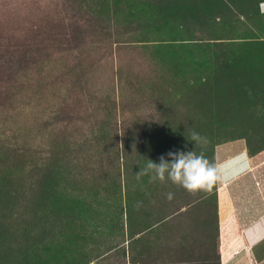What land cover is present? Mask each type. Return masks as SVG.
Wrapping results in <instances>:
<instances>
[{"label":"rangeland","instance_id":"rangeland-1","mask_svg":"<svg viewBox=\"0 0 264 264\" xmlns=\"http://www.w3.org/2000/svg\"><path fill=\"white\" fill-rule=\"evenodd\" d=\"M246 1L0 0L3 264L19 247L22 264H221V195L240 185L248 204L254 183L264 204V0ZM239 144L254 168L210 192L137 178L170 151L223 164Z\"/></svg>","mask_w":264,"mask_h":264},{"label":"crops","instance_id":"crops-1","mask_svg":"<svg viewBox=\"0 0 264 264\" xmlns=\"http://www.w3.org/2000/svg\"><path fill=\"white\" fill-rule=\"evenodd\" d=\"M238 146L239 149L229 157L230 159L240 157L237 162L238 169L229 176L231 180L238 177L240 179L249 173L250 168L253 169L255 166L253 157L258 154L252 157L244 144ZM253 180H255L254 175ZM245 192V188L239 185L228 193L226 191L228 197L221 195L218 210V235H221L220 244H222L220 245L221 264H264V204L260 199L261 191L258 185L252 183L250 203H239L237 198H241L240 196ZM231 235H236L237 238Z\"/></svg>","mask_w":264,"mask_h":264},{"label":"clouds","instance_id":"clouds-1","mask_svg":"<svg viewBox=\"0 0 264 264\" xmlns=\"http://www.w3.org/2000/svg\"><path fill=\"white\" fill-rule=\"evenodd\" d=\"M191 141H194L197 147L208 143L207 137L195 130L191 132ZM167 156L169 159L160 156L159 163L148 160L146 167L137 174V178L148 175L149 182L152 183L171 181L191 194L210 192L217 183L223 182L225 175L234 170L240 160V157H234L220 164L209 160L203 151L199 154L196 151H170ZM168 198H172L171 193Z\"/></svg>","mask_w":264,"mask_h":264},{"label":"trees","instance_id":"trees-1","mask_svg":"<svg viewBox=\"0 0 264 264\" xmlns=\"http://www.w3.org/2000/svg\"><path fill=\"white\" fill-rule=\"evenodd\" d=\"M223 1V0H222ZM244 1H246V0H244ZM254 1V0H253ZM256 1V0H255ZM232 2V1H231ZM247 2V1H246ZM169 3H171V1L169 2ZM248 3V2H247ZM231 5L232 6H234L233 5V3H231ZM261 57H264V51H263V54H262V56ZM248 144V146H249V148L251 147V144L248 142L247 143ZM249 150V149H248ZM125 162V161H124ZM125 164H126V162H125ZM115 168V167H114ZM42 173V174H41ZM41 173H39V178L38 179H36L35 181H33V182H31V186H35V187H32V190H33V192H35V191H38L39 192V194H42L41 193V191H43L44 190V187H46L47 188V186L45 185L44 186V184L43 183H40L39 181L40 180H42L43 179V177H44V174H46L43 170H41ZM68 174H69V177L71 178V179H73V180H75V181H77V179H78V177L79 176H82L81 174H83L82 172H80V171H78V170H76V171H69L68 172ZM50 174H48V176H49ZM59 180V179H58ZM82 184H81V186L79 187V190H84V189H88V188H92L93 186L91 185V183H90V181H88V180H81L80 181ZM102 183V179H101V182H100V184ZM57 184V183H56ZM99 184V185H100ZM52 185V184H51ZM98 185V186H99ZM56 186V185H55ZM55 190V187L50 191V193H52V192H55L54 191ZM16 193V192H15ZM53 197H55V195L53 194ZM15 198H17V196H15ZM58 203H64V202H61V201H59V199H55L54 200V205L53 206H50V204H51V201H49V206H48V211H49V208H51V211H49L50 213H49V215H51V217L53 216V213L55 212H58V213H56L57 214V220L58 219H62V222L61 223H63L64 225L66 224V218H64L63 216H65L66 215V213L67 212H65V213H63L62 211H60V213H59V209L58 208H56V206H57V204ZM43 206V209L45 210V208H47V206L46 205H42ZM69 216V215H68ZM50 217V218H51ZM54 217V216H53ZM5 219H4V217L2 216V214H0V232L1 233H3V237L2 238H0V243H1V245H0V258H1V256H2V258H7L4 254H3V252H5L6 251V249H8V247L10 246V245H7V242H6V237L7 236H5V231H6V225H5ZM55 218H52L51 219V222H53V227H62V225H60V224H58V223H56L55 224ZM44 229V228H43ZM53 229H55V228H53ZM16 230V229H15ZM15 230L13 231V235L14 236H17V237H20L19 235L20 234H16V232H15ZM22 233L24 234V236H26V233H27V230H23L22 231ZM39 233H40V235H43L42 237H47V234L45 235L44 234V231L43 230H41V231H39ZM22 234V235H23ZM43 243V242H42ZM7 246H6V245ZM44 244V243H43ZM48 244H49V241H48ZM3 245V246H2ZM5 245V246H4ZM25 245V244H24ZM41 244H39L38 246L39 247H41L40 246ZM44 245H46V244H44ZM22 248L23 247H19V250L17 251V256L15 257V255H14V257H15V259L14 260H18L19 259V257H21V258H27L26 260H25V262H30V261H32L31 260V258L29 259V255H27L26 253L27 252H22ZM58 254H59V252H57L56 253V255L58 256ZM5 259H0V263L1 264H3L4 263V261H5ZM29 259V260H28ZM25 262H22V263H25ZM21 263V264H22ZM30 264V263H29Z\"/></svg>","mask_w":264,"mask_h":264}]
</instances>
